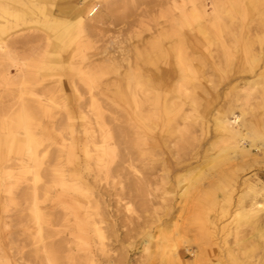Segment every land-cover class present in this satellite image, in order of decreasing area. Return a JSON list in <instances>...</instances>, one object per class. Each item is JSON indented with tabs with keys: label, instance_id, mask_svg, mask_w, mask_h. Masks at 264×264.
Wrapping results in <instances>:
<instances>
[{
	"label": "rangeland",
	"instance_id": "obj_1",
	"mask_svg": "<svg viewBox=\"0 0 264 264\" xmlns=\"http://www.w3.org/2000/svg\"><path fill=\"white\" fill-rule=\"evenodd\" d=\"M31 1L0 0V264H264V0H86L114 4L85 34L82 0Z\"/></svg>",
	"mask_w": 264,
	"mask_h": 264
},
{
	"label": "bare ground",
	"instance_id": "obj_2",
	"mask_svg": "<svg viewBox=\"0 0 264 264\" xmlns=\"http://www.w3.org/2000/svg\"><path fill=\"white\" fill-rule=\"evenodd\" d=\"M28 1H30V0H28ZM37 1V0H36ZM72 1V3H74V0H71ZM85 1L86 0H82L81 1V4H78L77 6H72L71 7V9L69 10V12H67V14H71L72 15V17H70V18H74L75 19V21H76V19H77V23H79L80 24V22L78 21V19L80 18V20H82V19H84V18H82V13H84V12H86V10H88V12H90V11H93L94 9V13L91 15V12L89 13L90 14V16H91V18H92V25H90V26H88V28H86V27H81V26H79V25H75V28L79 31V32H81V33H83V34H85L86 32H94V26H95V29H97V28H99V27H96V26H100L101 28L103 27V26H105V25H107V22L108 21H110L111 20V17L109 16L110 15V13H111V10H112V5L114 4V2H112L113 4L111 5L110 4V2L108 1L107 3H109L110 5L108 6H106V8H103V6L105 7V5L104 4H100L99 3V7L97 6V5H94V4H87V3H85ZM97 1V0H96ZM95 1V2H96ZM100 1V0H99ZM134 1V3L135 2H141V1H144V0H132V2ZM32 2V1H31ZM31 2H29V4L31 3ZM34 2V1H33ZM31 3L33 6H35L36 8H38L39 7V9H41L40 11H44V9H45V7L47 6V5H51V3L50 2H48L47 0H40V1H37V3L36 4H34V3ZM101 2V1H100ZM105 2V1H104ZM261 2H262V0H261ZM260 1H256V0H254V1H251V3L249 4L250 6H257V7H259L258 5L261 3ZM22 3V2H21ZM248 3V2H247ZM16 4H18V3H16ZM22 4H24V3H22ZM31 4H30V6H31ZM121 4V3H120ZM75 5V4H74ZM233 5V4H232ZM236 5H238V4H236ZM260 5H264V3H262V4H260ZM100 6H102V7H100ZM32 7V6H31ZM252 8V7H251ZM0 9L2 10V11H5V9H4V7H2L1 6V4H0ZM7 10V9H6ZM105 10V15H101L102 13H103V11ZM136 10V9H135ZM41 12V13H42ZM58 12H59V10H58ZM115 12H117V11H115ZM134 12V11H133ZM44 13V12H43ZM42 13V14H43ZM48 14H44V19H43V22L45 23L44 25H45V27H48V28H59V27H62V32L61 33H59V35L58 36H56V37H58V38H60L59 36H61L63 33H66L67 31H68V33L70 32L69 31V29L71 28V26H72V24H71V22H68L67 20L65 21V19L63 18V19H61V17L60 16H58V17H55L53 14H52V11L51 12H47ZM62 13V12H61ZM112 13H114V12H112ZM201 13H203L202 11H201ZM243 13V12H242ZM8 14V13H7ZM63 14V13H62ZM66 14V13H65ZM119 14V16H120V13H118ZM88 15V14H87ZM64 17V16H63ZM88 17H89V15H88ZM87 17V18H88ZM112 17H113V15H112ZM82 18V19H81ZM128 19V18H127ZM126 20V19H125ZM6 21V20H5ZM74 21V20H73ZM91 22H89L88 24H90ZM99 25H98V24ZM6 24V23H5ZM84 26L86 25V24H83ZM109 27V26H108ZM107 27V28H108ZM0 29H1V26H0ZM74 29V28H73ZM164 30V29H163ZM97 31V30H96ZM80 33V34H81ZM161 33V32H160ZM70 34V33H69ZM64 35V34H63ZM62 35V36H63ZM78 35V34H77ZM81 36V35H80ZM89 36V35H88ZM160 36V35H159ZM83 38V37H82ZM240 38V37H239ZM260 38V37H259ZM36 39V38H35ZM49 39V38H48ZM47 39V40H48ZM26 40V39H25ZM143 40V39H142ZM142 40L140 41L141 43H142ZM44 41V40H43ZM76 41V40H75ZM84 41V40H83ZM11 42V41H10ZM27 42V41H26ZM30 42V41H29ZM28 42V43H29ZM15 42H13V44H14ZM156 43V42H155ZM161 43V42H160ZM159 43V44H160ZM8 43H6V45H7ZM27 44V43H26ZM190 44V43H189ZM211 44V43H210ZM12 45V44H11ZM140 45V44H139ZM142 45H145L144 43H142ZM191 45V44H190ZM14 46V45H13ZM6 47V46H5ZM137 47V46H136ZM136 47H134V50H136L135 52H136V54H138L139 53V49L137 50V48ZM140 48V47H139ZM149 48V47H148ZM175 48V47H174ZM96 49V48H95ZM205 49V48H204ZM78 50H80V48H78ZM124 50V49H123ZM126 50V49H125ZM157 50H159V52H161V54L162 55H164L165 57H166V55H167V49H166V47L165 46H160L159 47V49H157ZM172 50V49H171ZM174 50V49H173ZM173 50H172V52H173ZM129 51H131L130 49H129ZM128 51V52H129ZM154 51V50H153ZM178 52L180 51V50H177ZM183 51V50H182ZM128 52L126 51V53H127V56L126 57H128ZM181 52V51H180ZM5 53V50H4V48L3 47H0V55H3ZM123 53V52H122ZM108 54V53H107ZM121 54V53H120ZM174 54H176V53H174ZM177 54H180V53H177ZM176 54V55H177ZM122 55H124V53L122 54ZM143 55V54H142ZM181 55V54H180ZM182 55H183V53H182ZM105 56V55H104ZM134 56V55H133ZM147 56H148V54H147ZM157 56H158V54H157ZM111 56L109 55V59H110V61H111V59L112 60H114L115 58V56H113L112 58H110ZM118 57V56H117ZM145 57V56H144ZM150 57H151V55H150ZM179 57V56H178ZM177 57V61L179 60L180 61V59ZM100 58V57H99ZM182 58V57H181ZM118 59V58H117ZM120 59H123V57L122 58H119V60ZM127 60V62H128V59L129 58H126ZM132 59H133V57H132ZM137 59H138V56H137ZM148 59V58H147ZM175 59H176V56H175ZM183 59V61H184V58H182ZM119 60H117V61H119ZM141 60V59H140ZM144 60H145V58H144ZM143 60V61H144ZM97 61V60H96ZM100 61V60H99ZM123 61V60H122ZM125 61V60H124ZM125 61V62H126ZM134 61V60H133ZM182 61V60H181ZM120 62V61H119ZM145 62V61H144ZM152 62L153 63H150V65L153 67V66H155V68H156V70H158L159 68H162V67H160L159 66V64L157 63H155L154 61H153V59H152ZM175 62H176V60H175ZM91 63H94L93 61L91 62ZM98 63V62H97ZM116 63V62H115ZM114 62H113V64H115ZM136 63H138V62H136ZM177 63H179V62H177ZM182 62H180L179 63V65L181 64ZM185 63V62H184ZM111 64V63H110ZM183 64V63H182ZM182 64H181V66H182ZM95 65V64H94ZM100 65V64H99ZM107 65V64H106ZM168 65V67H169V65H170V63H168L167 64ZM89 66H91V65H89ZM92 66H93V64H92ZM166 66V65H165ZM139 67V65L138 64H135L134 65V68H135V70L136 71H140V68H138ZM148 67V66H147ZM198 67V66H197ZM97 68V67H96ZM99 68H100V66H99ZM128 68V67H127ZM177 68V67H176ZM181 68H183V67H181ZM152 69H154V68H152ZM178 69H179V66H178ZM87 70V69H86ZM127 70V69H126ZM128 70H130V69H128ZM134 70V69H133ZM88 71V70H87ZM155 71V70H154ZM183 70H179V72L181 73ZM131 72V71H130ZM184 72V71H183ZM141 72H139L138 73V75L139 76H141V74H140ZM137 78V77H136ZM141 79V78H140ZM7 80H9V78H7ZM137 81V80H136ZM141 82V81H140ZM146 83V82H145ZM139 84V83H138ZM142 85V84H141ZM144 86H145V84H143ZM56 86V85H55ZM54 86V87H55ZM140 86V85H139ZM138 85H137V87H139ZM145 89V88H144ZM138 90V89H137ZM139 95V94H138ZM146 96V95H145ZM150 96V95H149ZM28 118V117H27ZM27 118L26 117H24V115H20V117H19V122H20V126L23 128V130H26L25 131V136H24V138H22V142H24V143H26V145L28 146V148H29V151L31 152V153H27V155H29L32 159H34V156L36 155V153H32V148L35 146V144H36V141L34 140V138L32 137V135H31V133H30V130H29V121L27 120ZM242 127V118H241V116L240 115H237L236 113H233V112H231V114H230V116H228V117H226V118H224L223 120H220V121H218L216 124H215V128H216V131L218 132V134H229V135H231V139L232 140H234V142L232 143V145L229 147V151H232V153H238V152H243L244 151V148H241L240 147V143H242V142H247V140H248V137H249V134L248 133H243V132H241L240 131V128ZM235 131V132H234ZM18 141L16 140V137H14L13 135L11 136V135H7V136H5V138H4V141H3V143H4V145H6V147H7V149L8 150H11L12 148H13V144H16ZM72 154V153H71ZM66 156V155H65ZM37 157V156H36ZM70 157H72L71 155H70ZM52 160H54V159H52ZM59 170V169H58ZM58 170H56V172H55V178H56V182L58 183V184H60V186L61 187H64V185L66 184V182H65V180L63 179V176H62V172H57ZM73 174H75V173H73ZM67 186H69V185H67ZM250 200H251V210H250V212L248 213V216H251L252 218H256L257 217V215L260 213V212H262L261 214H264V190H262L261 192H256L255 194H252L251 196H250ZM227 242V241H226ZM201 252V251H200ZM226 259V258H225Z\"/></svg>",
	"mask_w": 264,
	"mask_h": 264
}]
</instances>
